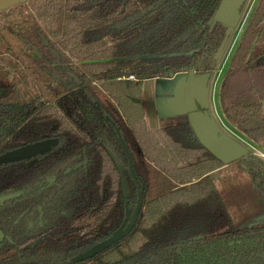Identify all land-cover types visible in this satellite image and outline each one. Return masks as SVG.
<instances>
[{
    "label": "trees",
    "instance_id": "16d2710c",
    "mask_svg": "<svg viewBox=\"0 0 264 264\" xmlns=\"http://www.w3.org/2000/svg\"><path fill=\"white\" fill-rule=\"evenodd\" d=\"M220 1L27 0L0 11V158L54 140L0 162V196L13 195L0 203V264H264V224L237 226L214 180L225 164L187 121L150 128L145 114L143 78L210 81L218 71ZM218 102L264 151V0L234 46ZM238 162L264 193V159L249 150ZM141 188L133 233L71 261L122 224Z\"/></svg>",
    "mask_w": 264,
    "mask_h": 264
},
{
    "label": "rangeland",
    "instance_id": "374dc122",
    "mask_svg": "<svg viewBox=\"0 0 264 264\" xmlns=\"http://www.w3.org/2000/svg\"><path fill=\"white\" fill-rule=\"evenodd\" d=\"M256 1L249 0L244 16L240 18L236 27L231 31L232 36L225 44L219 57V69L211 79L209 86L208 111L224 132L264 159L261 144L248 141L238 129L226 121L221 114L218 102L220 79L228 66L234 46L243 32ZM185 76V73H176L172 76L142 79L145 114L150 128L164 127L187 121L184 104L180 100V90L183 88ZM42 142L43 146L39 151L46 150L54 144V140ZM17 150L3 155L0 161H4L5 158H12L10 156ZM214 180L237 226L257 227L264 224V193L253 184L243 163L236 161L228 164L221 171L214 174ZM1 238L2 235L0 234Z\"/></svg>",
    "mask_w": 264,
    "mask_h": 264
},
{
    "label": "water",
    "instance_id": "95a60500",
    "mask_svg": "<svg viewBox=\"0 0 264 264\" xmlns=\"http://www.w3.org/2000/svg\"><path fill=\"white\" fill-rule=\"evenodd\" d=\"M26 1L27 0H0V11L7 10L11 6L24 3ZM244 2L245 0L220 1L213 19L216 22L222 23L224 26H226V31L217 53L214 56L215 58H219L221 56L228 36L231 34L233 28L238 24L241 16L240 9ZM185 74V82L183 84V91L180 95V100L184 104L187 122L191 126L199 142L225 165L239 161L248 156L249 149L224 132L213 116L209 114V88L207 85L209 75H196L194 72H188ZM169 75L172 76V73ZM116 131L128 159V172L135 180L136 176L133 169L132 158L127 146L121 138L119 131L117 129ZM42 146L43 142H35L33 144L26 145L14 152L13 155L10 156L12 158H5L4 161L20 158L25 155L29 156L36 152H42L39 151ZM121 181L125 194L126 185L123 174H121ZM142 195L143 188H141L138 192L137 203L133 210L127 208V204H125V218L122 224L115 231H113L110 236L96 243L85 251L77 254L71 259V261L78 262L91 259L112 248L115 244L122 241L123 239L128 238L139 223ZM12 196V194L0 196V203L11 198Z\"/></svg>",
    "mask_w": 264,
    "mask_h": 264
},
{
    "label": "flooded vegetation",
    "instance_id": "af4514ba",
    "mask_svg": "<svg viewBox=\"0 0 264 264\" xmlns=\"http://www.w3.org/2000/svg\"><path fill=\"white\" fill-rule=\"evenodd\" d=\"M241 15V14H240ZM240 18H241V16H240ZM226 43H227V41H226ZM225 43V44H226ZM225 46V45H224ZM210 82H211V80L209 81L208 80V83H207V85H208V88H209V86H210ZM182 91H183V88H181V90H180V92L182 93ZM208 100H209V97H208ZM24 147V146H23ZM22 148V147H21ZM95 245V244H94Z\"/></svg>",
    "mask_w": 264,
    "mask_h": 264
},
{
    "label": "crops",
    "instance_id": "0c3cea01",
    "mask_svg": "<svg viewBox=\"0 0 264 264\" xmlns=\"http://www.w3.org/2000/svg\"><path fill=\"white\" fill-rule=\"evenodd\" d=\"M227 165H225L224 167H222V168H220V169H218L217 171H215V173H217V172H219V171H221L223 168H225Z\"/></svg>",
    "mask_w": 264,
    "mask_h": 264
}]
</instances>
